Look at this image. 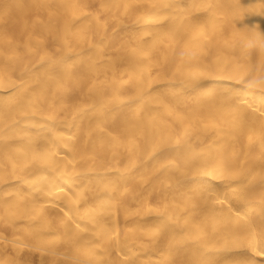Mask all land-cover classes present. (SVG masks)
Returning <instances> with one entry per match:
<instances>
[{"label": "bare ground", "instance_id": "obj_1", "mask_svg": "<svg viewBox=\"0 0 264 264\" xmlns=\"http://www.w3.org/2000/svg\"><path fill=\"white\" fill-rule=\"evenodd\" d=\"M1 1L20 18L70 2ZM100 1L141 52L125 67L133 97L92 87L108 100L90 116L54 108L90 78L68 42L80 19L57 18L58 59L17 67L0 16V219L22 229L14 264L27 237L46 264H264V0ZM102 54L87 53L99 66ZM111 140L127 143L128 165L105 168Z\"/></svg>", "mask_w": 264, "mask_h": 264}, {"label": "rangeland", "instance_id": "obj_2", "mask_svg": "<svg viewBox=\"0 0 264 264\" xmlns=\"http://www.w3.org/2000/svg\"><path fill=\"white\" fill-rule=\"evenodd\" d=\"M69 1V5H65V12H63L59 6L53 7L52 4L48 5L41 2L37 5L35 4L36 6H34L33 10L29 12L25 18H20L15 10L17 6L12 8L11 5H6L5 1L0 0V16L6 20L4 35L9 38L11 44L16 45L15 55L17 56V67L25 65L29 67L35 66L38 63L40 55L43 53L46 54L50 60L58 59L60 56V44L55 40L54 36L55 32L59 31L58 33H60L61 30V20L59 21V19H69V17H74L75 21L80 19V29H73L71 36L68 37V42L72 50L71 56L76 57L78 54L83 53V55H80L83 62L84 60L88 61L87 72L90 78L86 81H81L79 79L75 82H73L74 80L69 81L67 83L69 92L55 101V109L58 108L61 102H64V112L62 115L67 116L68 119L74 117L78 108L85 107L89 109L86 116H90L96 114L98 109L103 107V104L108 99H105V101H103L104 103H101L94 98L87 97V92L92 87H97L106 91L111 87V82H113L126 90V92H120V97H133V79L130 77L129 73L125 71V67L129 65L128 55L131 49L141 52L138 47H131V43L127 42L128 38L124 30L112 19L110 15L111 12L102 6L100 0ZM54 8L60 12L58 15L52 13ZM136 8L140 11L144 6L140 5ZM57 18H59L58 22ZM35 19L43 23L49 22L50 19L52 23L44 28L33 24ZM55 21L57 23H54ZM24 23H26L25 26H21L24 25ZM102 28H104V30H102ZM28 35H31L32 39L38 42V44H32L31 53L26 50V45L24 44ZM225 40H232L231 36L228 35ZM2 49L4 50V47L0 44V50ZM89 49H94V51L99 49L103 51L102 55H104L105 61L103 66L97 65L92 60V56L87 55ZM151 55L159 54L153 52ZM237 55L245 54L238 53ZM153 60L156 64H159V59L155 58ZM244 60V58L238 57L240 63H243ZM108 64H113L114 69L107 67ZM95 67H97V71L100 72L98 75H95ZM159 68L160 67L152 68L151 72L153 74L157 73ZM109 133L112 136H118V129L112 127L109 129ZM106 144L108 155L113 154L115 158L108 160L105 168L114 166L117 163H123L124 166L128 165L125 163L127 153L126 142L120 143L119 141L111 140ZM117 153L120 154L118 159L116 158ZM163 201V198H159L156 194H153L149 202L159 207ZM0 223L2 224L0 227V251L3 250L2 258L9 255L11 257L10 264H14L16 259L14 246H16L15 242L22 233V229L11 228L3 219H0ZM21 248L22 252H20V259L22 264H46L40 258L41 253L34 248L32 238L27 237L25 244L21 245Z\"/></svg>", "mask_w": 264, "mask_h": 264}, {"label": "clouds", "instance_id": "obj_3", "mask_svg": "<svg viewBox=\"0 0 264 264\" xmlns=\"http://www.w3.org/2000/svg\"><path fill=\"white\" fill-rule=\"evenodd\" d=\"M262 46H264V45H262Z\"/></svg>", "mask_w": 264, "mask_h": 264}]
</instances>
